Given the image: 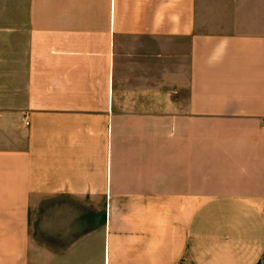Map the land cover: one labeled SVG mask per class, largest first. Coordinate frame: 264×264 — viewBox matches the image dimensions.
<instances>
[{"label":"crops","instance_id":"crops-1","mask_svg":"<svg viewBox=\"0 0 264 264\" xmlns=\"http://www.w3.org/2000/svg\"><path fill=\"white\" fill-rule=\"evenodd\" d=\"M0 264H264V0H0Z\"/></svg>","mask_w":264,"mask_h":264},{"label":"rangeland","instance_id":"rangeland-1","mask_svg":"<svg viewBox=\"0 0 264 264\" xmlns=\"http://www.w3.org/2000/svg\"><path fill=\"white\" fill-rule=\"evenodd\" d=\"M44 205L47 208L41 209L37 214L36 220L33 219V222H35L33 236L40 245L50 246L53 249H62L69 244L70 239L75 237L76 234L71 235V229L73 228L71 224H67L66 226L56 225L57 217L60 219L61 217L65 218L68 221L73 220L80 213L78 208L75 209L77 204L74 202L68 204L72 209L65 213H60V216L56 214L59 213L58 211L48 209V204ZM88 216L92 217L93 220L98 219L100 217V211H88ZM95 226L96 221L93 223V227Z\"/></svg>","mask_w":264,"mask_h":264}]
</instances>
